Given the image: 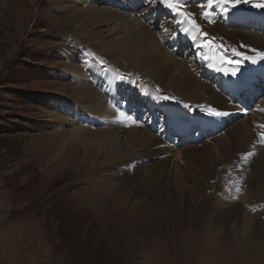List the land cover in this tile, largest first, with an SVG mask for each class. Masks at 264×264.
<instances>
[{"label":"rangeland","instance_id":"rangeland-1","mask_svg":"<svg viewBox=\"0 0 264 264\" xmlns=\"http://www.w3.org/2000/svg\"><path fill=\"white\" fill-rule=\"evenodd\" d=\"M199 1L186 0L177 5L176 0H171L173 8L179 9L182 14L186 12L187 16L190 14L199 25L198 42L194 43L189 35L185 34L186 38L179 36L182 31L178 20H182V17L168 7L169 0H135V8H130V0H112V3L105 0H0V264H264V226H257L262 234L259 239H255L252 233L243 235L238 225L228 222L231 215L229 207L233 203L239 201L245 211L258 207L257 203L242 200L247 184L235 189V185H218L208 179L214 174L215 167L216 175L225 176L234 163L240 164V159H243L240 151L246 142L251 139L264 141L263 134L258 129H253L246 135L250 125L258 126L255 122L260 120L259 115L263 113L264 98L260 104L253 105L249 104V99L247 109L240 107L237 112L221 111L226 114L221 116L222 121L213 117L219 111L216 107L207 109L206 105L209 104H203L206 97L205 94H200L196 81L190 82L193 87L183 89L186 96L195 95L194 101L171 97L166 93L165 87L178 79L181 81L182 75L188 79V72L180 69L181 63L186 64L187 70L191 69L201 83L218 87L213 77L205 79L200 73L211 74L213 71L218 77H226L225 70H231L227 73L234 70L223 65L218 68L222 74L210 67L212 63L208 64L211 61L223 62L224 55L228 56L226 52H230L231 48L224 40V37L228 39L229 36L221 32L223 27L231 29L234 26H250L242 21H232L233 17L229 19L230 13H222L224 6L217 7L214 4L210 12L204 5L198 8L195 5ZM96 6L124 14L126 22H119L121 28L135 22L145 25L143 28L150 31L147 42L150 39L154 41L152 45H148L147 51L152 53L154 49L150 48L153 45L157 47L158 39L159 45L166 49L171 65L181 62L180 66L171 68L161 59L163 68L156 64L160 71L156 77L158 80L153 76H150V81L145 79V74L138 72L144 69L137 64L131 68V61L120 52L107 51L101 46L102 37H109L106 31L113 32L110 38L115 41L120 35L117 30L122 29H116L111 23L97 25L93 8ZM135 9L142 16L140 13L135 15ZM157 11L160 22L164 24L149 22L156 20ZM204 12L210 13L207 19ZM73 13H78V17L71 21L70 14ZM214 14L219 16L221 23H216ZM143 15L146 16L145 20ZM132 18H136L135 22L131 21ZM185 24L190 29V22ZM201 33L207 34L205 39L201 38ZM220 34L224 37L221 38ZM167 36H172L171 44L175 46V50L165 43ZM220 38L224 43V50L220 45L215 46ZM183 41L192 42L194 48L199 47L202 41L211 50L215 48L216 51L218 48V51H206L203 58L196 51L195 57L179 55L178 45ZM206 57L209 58L207 62ZM149 58L151 59L150 55ZM227 61L231 64L230 60ZM96 62L106 71L120 73L121 77L128 80H134L137 75L142 85L157 88L156 95L172 105L170 109L174 112L172 116L176 119L177 126H183L185 121L188 125V120L191 121L200 113L203 116L209 115L210 121L222 122L225 129L216 136L206 137L201 144L186 142L175 147L164 140L162 132H152L151 122L162 121L165 117L170 119L171 116L167 112L165 115L157 113L155 120L147 119V126L142 123L141 128V132L150 130L152 140L143 141L141 135L135 133L138 147L131 155L132 160L128 162H123L116 156L126 148V136L135 125L131 128L126 125L119 128L118 132L115 126L101 125L98 122V129L114 128L112 132L116 133L118 143L98 147L92 142L77 141L60 152V147L53 145L57 141L66 140L69 130L73 128L60 115L67 117L70 108H79L77 111L81 115L84 113L87 118L92 115L84 112L85 108L77 104L80 99L73 93V88L84 84L85 79L90 76L86 74L85 68L89 63ZM202 63L203 66L207 64L205 71H202ZM80 67L84 71L80 74L83 75L76 78L77 73L72 71ZM229 76L234 78L233 75ZM99 82L102 83V80ZM259 83L262 85L257 87L263 92L264 84ZM137 88L133 91L132 88H122L121 98L115 93L118 102L122 101L121 104L117 102L118 108L124 106L122 104L127 103L126 101L130 102V93L139 97L137 100H142L135 92ZM125 92L127 93L124 95ZM151 93L154 94L153 91ZM228 100L231 102L229 97ZM144 102L143 105L146 106ZM159 108L157 111L164 110L163 107ZM122 111L124 110L121 109L119 113H123ZM93 117L98 120L97 116ZM158 128L167 130L165 124L163 128L160 125ZM179 129L182 130V127ZM260 130L264 132V126ZM62 134V137L65 136L63 139L59 137L55 140ZM239 136L246 137V141H241ZM255 154L251 163L246 165L249 174L260 165ZM191 161H194L196 167L198 164L199 168L208 169L206 176H203L208 178L198 180L199 185L194 180L189 183L182 180L183 174L192 173ZM163 167H166L169 174V178L164 181L158 179L156 172L157 169L161 172ZM177 178L181 180H175ZM135 181L144 185L142 191L138 192L140 187L135 185ZM167 187H171L174 195L176 194L173 200L177 204L170 205L174 211L180 210L186 202L197 209L195 215L198 216L184 223L179 233L174 235L169 226L170 215L163 216V211L159 219V232L148 233L141 224V211L137 208L156 190H169ZM246 202L248 203L245 204ZM254 215L257 216L256 213ZM155 216L157 217L153 215L149 218L154 220ZM261 220L263 224L264 219ZM121 227L124 231L121 229L122 231L117 232ZM244 242L248 243L247 249L238 252L237 249Z\"/></svg>","mask_w":264,"mask_h":264},{"label":"bare ground","instance_id":"bare-ground-1","mask_svg":"<svg viewBox=\"0 0 264 264\" xmlns=\"http://www.w3.org/2000/svg\"><path fill=\"white\" fill-rule=\"evenodd\" d=\"M105 1L112 3V0H105ZM114 1L118 2V0H114ZM182 1H186V0H180V4ZM259 3H264V0H250L249 3H243L242 7L237 11L232 10V8L228 9L227 13H230L229 19H231L233 17L232 21L236 20L238 23L242 21L244 24L246 23V24L250 25L249 23L255 19L257 14H261L264 12V8L255 6L256 4H259ZM129 4H130V8H135V0H130ZM207 5H208V0H206L204 7L208 10V12H210L212 10V8L214 7V3H213L212 8H208ZM89 6H91V5H89ZM93 8L95 11V15L97 16L96 18L94 16V21H96L97 25L101 26L102 24L105 25V23H111V24L115 25L116 29H119V28H121L119 22L120 23L126 22V21H124L125 18L123 19L124 14H120V13H118L112 9H107L105 7L100 8V7L96 6ZM77 11H79V10H77ZM222 13L225 14L226 12L222 11ZM70 15H71L70 16L71 21H74L78 17V13H73ZM248 18H250V20H246ZM135 19L132 18L131 21L135 22ZM215 20H216L217 24L221 23V22H219V16H217ZM224 24H226V23H224ZM144 26L140 22L139 23L135 22V24L129 25V26H127V25L123 26L121 28L122 30H117V33L119 32L120 35H118V37L116 38L115 41H114V39L110 38L112 36L113 32H109L110 30L106 31V33L109 34V37H108L109 39L107 37H105V38L102 37L101 46L105 47V49L107 51L109 50V51L117 52V53L120 52V54H122L123 57H126L129 61H131V63H132L131 68H134L136 66L135 64H137V66L144 69V71L141 70L138 72L144 73L145 75L143 77L145 79H147L148 81H150V79H149L150 76H153L156 78L157 75L159 74L160 71L157 70L156 64L157 63L160 64L161 59L165 63H167L171 68H174V69H176L178 67V65L180 66L181 62L179 64L172 66L171 62L169 61L170 59H169V56H168L166 49L159 45V43L157 42L158 39L157 40L155 39L157 47L155 45H153L152 48H150V49H154L151 51L152 52L151 53L152 55H151L150 52L147 51L149 49L148 45H152V42H154V41L152 39H150L149 42H147V39L149 37L148 34L150 31L147 30L148 28L147 29L143 28ZM184 27L189 28V26H184ZM123 31H125V34L123 33ZM221 32H223L224 34H227L229 36L227 39L223 35L221 36V34H220L221 38L224 37L225 44L228 45L229 48H231L230 52H229V50L226 52L229 57L227 55H224L223 62H226L227 64H229L227 60H230V63L232 64V68H234L236 70V75L234 76L233 79H240V80L243 79L247 82H251V80L248 81L247 77H246V76H251L252 78L258 79L259 82L264 84V80H261V79H264V71L262 70V67L264 66V58H262V56H261V54H264V34L259 32V31L253 30V29H250V31H248V30L244 31V30L236 28V26H234L233 28L231 27V29H227L224 26L223 30ZM94 34H96V33H94ZM179 36H181L182 38H186V35L184 32H182V35L180 34ZM103 43L105 46L103 45ZM143 46H144V48H143ZM163 48L165 50H163ZM145 53H147V54H145ZM148 54L151 56V59L149 58ZM207 61H209L208 57H206V62ZM246 61H248V62H246ZM250 61L252 62V64L250 63ZM161 65H163V64H160L158 67L163 68V67H161ZM180 69H182V71L188 72V76H187L188 79L184 78V75H182L181 81L178 79L177 82L175 81L172 84H169L167 87H165L166 93H168L171 97H179L181 99L187 98V99H189V101H194L195 95L189 94L190 93V91H189V93H188L189 95L186 96L183 89L185 87L186 88L193 87V84H191L190 82L196 81L197 87H199L200 88L199 91H201L200 94H205V97H206L203 104H206V103L209 104V105H206L207 109H211L214 106L220 111L237 112V111H239L240 107H243V108L247 107V104L245 106H241V105L236 104L237 102H235V101H232V102H230L229 100L227 101L228 97L226 95H224L222 92H220L221 88L219 89L217 86L212 87L210 84L208 85L205 83H201L199 80H197L195 78V75L193 74V72H191V69L187 70L186 64L181 63ZM85 70L89 71L88 73L86 71V74L90 75V76H88L85 79V82L83 85H79L77 87H74L73 93L75 95H77L76 97H78L80 99L79 103H77V104H80L81 107L85 108L84 112H87L88 114H90V115L92 114V115L89 118H87L86 115H84V113H82L83 115H81V112L77 111V110H79V108L77 110L76 109L70 110L71 108L68 109V112L70 114H68L67 117L60 115L61 118L63 117L66 119L65 122L68 125L73 127L71 130H69L68 136H66L67 138L64 136L66 140H60V142L57 141L53 145L55 147L56 146L60 147V152L67 150L68 146L71 143H75L77 141H79V142L80 141L81 142H84V141L85 142H92L93 144L98 145V147L99 146L104 147L105 144L111 145V144L118 143V141H116L118 139V137H116V133L112 132L114 128L109 127V128L98 129L97 124H96L98 122H100L101 125L115 126L116 129L118 130V132L120 130L119 128H123L126 125H129L130 128L132 125H135L136 126L135 128H132V129L128 128L130 130L128 131V135L126 136V142H127L125 144L126 148L124 150H122L120 155L116 156L118 159H121L123 162L124 161L128 162V161L132 160L131 155L135 151V149L138 147V145L135 142V135H136L135 133H137V135H141V138L143 141H146L149 139L152 140L150 130L145 131V132H141V131H143V130H141L142 123H145V121H141V120H143V118L151 119V121L155 120V118L157 117V113H158L157 109H160L159 107H163L165 110V114H166V112L168 114H171L170 119H167L165 117V119H166L165 125H167V124L169 125L170 123H172V126H173V124H175L177 126L176 119H174V117L172 116L173 111L170 109V107L172 105L169 102L165 103L160 98L159 95H156V92H157L156 89L157 88L148 87L147 85H146L147 86L146 87L145 84L142 85L139 82L137 75L135 76L134 80H128V79L121 77L120 73L117 74L115 72L116 73L115 74L113 71L104 70V68H102L97 62L93 63V64L89 63L88 66L85 68ZM171 71H173V70L171 69ZM82 72H84V71H82L81 67H80V69H77L76 71H72V73H74V74L77 73L76 78L82 76L83 74H80ZM140 73H138V74H140ZM254 74L258 75L259 78L255 77ZM167 75H170V74L168 73ZM156 79L158 80V78H156ZM100 80H102V83L99 82ZM137 82H138V86H137ZM100 85H102V86H100ZM103 86H105V87H103ZM125 87L132 88V91H133V89H135V87H138L135 92H137V95H139L140 99L144 100L145 102L144 101L143 102L146 104V106H144L142 104L144 106L143 108H145V114L143 116L135 111L134 100H130L131 104L134 107V110H133L134 114H132V115H129L128 112L125 111L124 106H122L120 108L116 107L117 106L116 104L118 102V98H117L116 94L121 95L122 88H125ZM149 89H151L155 95L152 94L151 93L152 91ZM185 91H187V90H185ZM247 94L251 95L250 92H248ZM121 100H124V99H121ZM142 100H140V101H142ZM247 101H245V102L247 103ZM122 105H125L126 107L129 108L128 103H125ZM121 109L124 110V111H122L123 113H126L125 117L119 113L121 111ZM215 111H217V110H215ZM262 112L263 113H261L259 115L260 120L258 122H255V124H257L259 127L250 125L247 132H246V135H248L249 132H251L253 129H258V131L262 132V134H263L262 140H264V132L262 130H260V127L264 126V109H262ZM93 116H97L96 118H98V120L95 119ZM139 119H141V120H139ZM186 122L187 121L183 122V126H182L183 131H186L184 128V126L186 125ZM211 122L214 123L216 121H211ZM146 126H147V124H146ZM160 126L163 128L164 124L161 123ZM91 127L95 128V129H92ZM145 130H146V128H145ZM63 135L64 134L58 136L55 140H58L59 137H60V139H63L64 138V137H62ZM242 138L239 136V139L241 141H246L245 140L246 137L243 136ZM263 149H264V141L260 142V140L251 139L248 142H246V144L243 146L242 150L240 151V155L244 159V160L240 159L241 160L240 164L234 163L228 169L227 172L225 171L226 172L225 176L216 175L217 171H216V167H215V172H214V174L211 175L212 177L211 176L209 178L206 177L209 179V181H214L213 183H216L218 185H229V184L235 185V187H234L235 189H240L241 187H243L242 186L243 184H247V191H246L245 195L242 196L243 197L242 200H244V201L248 200L251 203L253 202L255 204L257 203L258 207L254 208V210H246L245 211V209L241 206V203H239V201L235 202L232 204V206L229 207L231 215L228 214V215H230L228 222H232L233 224L238 225L240 228L241 234H243V235L252 233V236L255 239L256 238L259 239V235L262 234V232L259 231L257 226H259V225L264 226V222L262 224V220H261V219H264V164L262 165V162H263L262 159H264V150ZM139 150H143V149H139ZM149 150L152 152L151 149H149ZM197 150H195V151H197ZM216 151H215V153H218ZM54 153H55V151H54ZM255 153H258V154H255ZM229 154H231V153H229ZM254 154H255L256 158L259 159L260 165H259V167L256 166V169L252 170L251 173L249 174V173H247L248 166H246V165L251 163V160H252V157ZM207 156H208V154H207ZM134 159H135V157H134ZM188 160H186V161H188ZM193 162L194 161H191L192 164L190 166L192 173L191 174H188V173L183 174L184 176H183L182 180L185 183L186 182L189 183V181L194 180L199 185L198 180L201 179V181H203L202 178H203V176H206V174H207L206 170H208V169L207 168H201V167L199 168L198 164L196 167V166H194ZM189 164H188V166H189ZM177 168H179V167H177ZM212 168H214V167H212ZM156 172L159 175L158 179H160V180L164 181V180H167L169 178V174H168L166 167H163L161 172H160V169H157ZM155 177H157V176H155ZM178 179L181 180V178H177L175 180H178ZM170 180H171V178H170ZM159 184H161V183H159ZM135 185L140 187L138 192L143 190L144 185L142 186L141 184H139V182L137 183V181H135ZM183 185H184V183H183ZM155 186L159 187L160 185H155ZM164 186H165V183H164ZM167 188H169V190L168 189L167 190L158 189L155 192H154V190H155V188H154V190L151 191L154 193L152 195H150V197L146 201L141 202L142 204L139 206V208H137L138 210L141 211V216L139 217L141 224H142V226H144V228L146 229V231L148 233L157 232L159 230V227H160L159 219H160V216L162 215V213H164L163 211H165V214H163V216L170 215V218H169L170 219V225L169 226L171 228V233H173L174 235H177L179 233V230L181 227H183L184 223H187V222H189V220L191 218L198 216V215L197 216L195 215L197 209L192 207L193 205L190 207L186 202L184 205L182 204L183 206L181 207L180 210L176 209V211H174L170 207V205L171 204H173V205L177 204V203H175V200H173V197L176 194L174 195L175 192H173V190L170 189L171 187H167ZM144 193H145V191H144ZM237 196H238V198H241V197H239V194H237ZM166 199L167 200L170 199V201H166ZM144 200H145V198H144ZM239 200H241V199H239ZM247 203L248 202H246L245 204H247ZM173 207H175V206H173ZM199 209H200V207H199ZM203 211H205V210H203ZM200 212H201V210H200ZM135 213H137V212L135 211ZM142 213H143V215H142ZM254 213L257 214L256 217H255ZM153 215H157V217L155 216L154 220H153V218H149V216L151 217ZM204 215H206V214H204ZM259 216L261 218H259ZM206 217H204V218H206ZM215 217H217V215ZM202 220H203V218H202ZM121 229L124 231V228L121 227L117 232L122 231ZM186 233H188V232H186ZM119 235H121V234H119ZM167 238H168V240H171V237L167 236ZM189 238H191V237H189ZM192 243H195V242H192ZM244 243H242V245L237 249L238 252H241V250L243 251L244 248L247 249L248 243L246 242L245 245H244ZM185 245H186V243H185ZM188 246H189V244L187 245V247ZM192 246H193V244H192ZM183 248H185V247H183Z\"/></svg>","mask_w":264,"mask_h":264},{"label":"snow or ice","instance_id":"snow-or-ice-1","mask_svg":"<svg viewBox=\"0 0 264 264\" xmlns=\"http://www.w3.org/2000/svg\"><path fill=\"white\" fill-rule=\"evenodd\" d=\"M242 2L243 3H249L250 0H208V5L207 6H208V8H212L213 3H215L217 7L224 6L223 7V11L227 12L229 7L235 8L237 5H239ZM179 3H180V0H176V4L179 5ZM255 6L264 8V3H259V4H256ZM168 7L172 8L173 11H175V8H173V3L171 2V0H169V2H168ZM201 7H203V5H201ZM177 15L183 17L182 13H177ZM209 15H210V13H208V12L204 13V16H205L206 19L208 18ZM187 22H190V24H191L190 29L184 27V23H187ZM178 23L181 25L180 30L182 32H184L186 35H189L192 38L194 43L198 42L197 41V33L200 30L199 29V25H197L195 23V20L191 17L190 14L188 15L187 20H183V19L182 20H178ZM204 35L206 36L207 34L205 33ZM261 56H262V58H264V54H261ZM225 74H228L226 70H225ZM231 74L233 76H235L236 75V70L234 69ZM165 99H167V97H165ZM214 114L217 115V116L223 115L222 113H219V112H216ZM121 115H124V113H121Z\"/></svg>","mask_w":264,"mask_h":264}]
</instances>
